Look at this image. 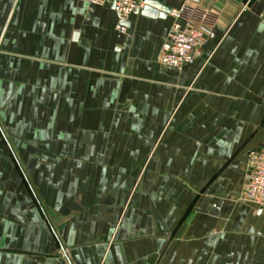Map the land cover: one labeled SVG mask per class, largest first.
Returning a JSON list of instances; mask_svg holds the SVG:
<instances>
[{
  "label": "crops",
  "instance_id": "crops-1",
  "mask_svg": "<svg viewBox=\"0 0 264 264\" xmlns=\"http://www.w3.org/2000/svg\"><path fill=\"white\" fill-rule=\"evenodd\" d=\"M157 1L210 29L181 69L169 13L0 0V264H264V0Z\"/></svg>",
  "mask_w": 264,
  "mask_h": 264
},
{
  "label": "built area",
  "instance_id": "built-area-1",
  "mask_svg": "<svg viewBox=\"0 0 264 264\" xmlns=\"http://www.w3.org/2000/svg\"><path fill=\"white\" fill-rule=\"evenodd\" d=\"M91 5L109 4L117 17V29L125 31L127 17L144 5V0H80ZM202 0H183L185 8L200 5ZM180 10L171 9L173 18L167 39L162 43L158 62L167 68L181 69L201 56V46L210 33L203 23L180 22ZM248 171L245 175L242 199L252 203L264 215V144L252 149L246 158Z\"/></svg>",
  "mask_w": 264,
  "mask_h": 264
},
{
  "label": "water",
  "instance_id": "water-1",
  "mask_svg": "<svg viewBox=\"0 0 264 264\" xmlns=\"http://www.w3.org/2000/svg\"><path fill=\"white\" fill-rule=\"evenodd\" d=\"M140 12L151 17H165L170 12V8L162 5L157 0H144V6Z\"/></svg>",
  "mask_w": 264,
  "mask_h": 264
}]
</instances>
